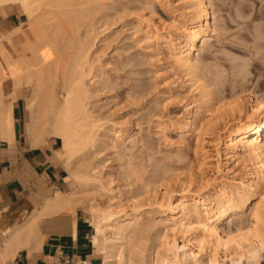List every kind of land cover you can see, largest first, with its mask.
<instances>
[{"label": "bare ground", "instance_id": "obj_1", "mask_svg": "<svg viewBox=\"0 0 264 264\" xmlns=\"http://www.w3.org/2000/svg\"><path fill=\"white\" fill-rule=\"evenodd\" d=\"M111 1L112 5L118 4L115 3L116 1ZM178 1L182 10H179L178 14L173 13L171 24L162 27L163 23L159 25L156 21L153 22V17L152 20L148 17L142 35L145 41L149 42L146 46L153 54L152 58L157 56L155 53L158 54L157 57H161L163 53L160 51L164 48L162 50L168 52L173 66L179 68L178 71L187 73L190 78L188 81L192 83L189 85L194 88L196 86L198 99L195 96L193 103L186 106L188 112L176 126L177 133L187 134L188 138L194 137L198 144L202 134L219 132L220 122L224 121L222 124L225 136L218 134L216 141L214 140L217 168L222 175L216 179L217 187L208 183L199 191L195 189V187L199 188V183L196 186L193 182L196 191L193 188L191 191L192 183L185 181L177 192V189L171 190L170 181L168 184L167 182L162 184L164 178L160 180L152 174L156 182L152 190V199L147 197L151 201L148 204L150 210H144L147 204L140 202L144 198L138 200L137 197L132 199L135 202L132 201L133 204L128 210H119L124 207L118 204L121 197L119 199L111 188L112 182L106 177L108 175L105 176L99 171V163H95L92 159L94 154L97 155L96 151H99L96 149L102 136L100 132L103 130L113 132L115 137L113 148L118 150L119 154L122 150L120 144L125 141L126 132L122 129L117 130V124L113 125L115 128L110 127L111 131L107 130L106 124L102 123L106 119L96 116L97 112L92 107V100L96 95L99 96L107 91L109 93L118 91L120 85L116 84L119 77L112 81L106 78L109 77L105 75V66L108 64L103 70L96 69L100 62L98 53L108 46L104 45L111 43L107 42V38H103L102 34H105V31L103 30L102 33L100 29L102 30V25L106 26L103 21L107 23L110 18L109 21L112 23L114 16L112 15V18L105 16L103 19L107 17V20L103 21L98 19V14L101 16L104 13V0H0V24L4 25L5 20L16 9L27 18V21H22L20 26L12 30H0V142L6 143L9 149L15 148L18 139L17 105L23 101L27 138L35 143L45 144L50 137L61 140V152L56 153L55 156L67 171L64 180L66 191H56L52 197L41 202L23 223L8 229L3 234L0 264L12 262L21 250H27L31 254L33 251L43 249L44 244L53 234L69 233L76 237L78 211L83 213L85 221L91 227L90 242L93 257L99 259L100 264H262L264 260V101L255 98L254 94L246 95L240 92L233 96L231 103L224 104V100L227 99L224 94L227 91L224 87L223 92L219 91V93L225 96L222 94L221 97L216 96L215 86L211 90L209 87L211 84L207 85L205 79H202L199 69L201 66L199 67L198 63L200 51L208 44L206 40L219 28L215 16L213 17L214 12L211 11L214 8H212L213 4L209 0ZM107 4L108 2L105 6H108L109 10L105 11L114 14L112 9L115 8L111 5L110 10ZM152 4L153 1L150 3L151 6L147 7L149 10L151 8V11ZM118 9L119 7L116 10ZM126 17L128 18L127 15ZM212 17L213 23H211ZM99 20L102 21V25L100 24L98 28ZM111 23H107L108 32ZM200 43L201 47H199ZM100 44L103 46H99ZM149 56L151 57L150 54ZM97 63L98 66L95 67ZM140 63L139 60L133 65L138 67ZM119 67L122 71L123 66ZM116 70L119 72L118 69ZM221 80L222 77L220 83ZM218 83L216 88L219 89L221 85ZM147 84L146 86L150 85L149 82ZM173 86L170 87L171 91H168L169 87L167 89L170 98L175 94L172 91L185 88L180 87V84L177 85L178 87ZM150 90L151 85L142 92L137 90L138 92L131 93L126 90L121 94H125L128 103L131 97L135 100V98L140 99L139 96L141 99L144 95L149 96ZM226 94L228 96V93ZM117 95L120 94L117 93L112 98L115 99ZM150 113L148 115L152 119ZM242 116L246 118L245 122H241ZM231 118L234 121L238 118L241 123L232 127ZM104 131L102 133H105ZM103 137L106 138L107 135ZM203 142L204 156L209 161L213 158L209 159L210 150L207 147L213 146L214 142ZM241 163L245 171L243 175L237 173L230 177L229 166L231 164H234V167L241 166ZM132 167L128 165L126 176L134 178L137 186L139 184L140 187L139 182L141 177L145 176V172L143 170V174H140V171ZM147 179H145L146 185L150 177ZM157 180L161 185H156L159 183ZM211 186L214 188L209 194H205L204 190L208 191ZM160 187H163V192ZM142 193L148 194V189L147 192L142 191ZM61 214L63 215L59 216Z\"/></svg>", "mask_w": 264, "mask_h": 264}, {"label": "rangeland", "instance_id": "obj_2", "mask_svg": "<svg viewBox=\"0 0 264 264\" xmlns=\"http://www.w3.org/2000/svg\"><path fill=\"white\" fill-rule=\"evenodd\" d=\"M109 1L110 3L112 2L111 0ZM109 1L104 0V3L106 5V2H108L107 5H109L111 10L112 3L110 4ZM152 1L154 5L152 4L151 11V8L149 10L147 7L151 6L150 3H152ZM152 1L150 0L148 2V0H113V2H115L116 4L118 3L116 5L117 7L115 6V4H113L115 7L112 5V7L115 8L112 9V11L115 12L114 14L112 12L105 11L109 10L108 6L105 5L103 6L104 13L102 11L103 14H101V16L100 14H98V19L102 21L107 20V17H111L113 15L114 21L112 19L111 23V21H109L110 18H108L107 20V23H111V25L109 24V26L111 27H109L110 34L107 30L108 24L103 21L106 24V26L103 27L104 25L101 24L102 21H98V23H100L97 24V27L99 28L100 24L102 25V30L100 29V32H102L103 30L105 31V34L102 32L103 38H107V42L109 41V43H111H107L106 45H104H108L106 48L104 47L105 51L103 49L101 53H98L99 56L97 55V57L100 58V62L99 67L96 69L103 70L104 66L108 64L107 66H105V75L109 77L106 78H110L108 80L112 81L119 77L118 81H116L117 83H115L117 85H120L118 87L119 92L114 91L109 93L107 91L103 94H99V96L96 95L97 97L93 95V98L95 96V101L92 100V107L93 109L95 108L94 111L99 114L98 115L96 113V116H100L104 120L106 119L102 123L106 124L107 130H109L110 127L113 128L117 124L121 128L117 126L116 129H122L126 133L125 141L120 144V148L122 150L120 149L121 152L119 154V151L113 148L112 143L113 140H115V137L113 136V132L111 131V129L109 131H111L112 133L105 132L102 129L105 133H102L103 131L101 130L102 132H100V134H102V136L99 138V146H97L96 149L99 151H96L97 155L94 154L92 159L95 163H99V171L105 174V176L106 174L108 175L106 177L112 182L111 188L114 189L119 199L121 197V203L118 202V204L124 207L120 208L119 210H128V208L131 207V205L135 202L132 200L134 197H137L138 200L144 198V200H140V202L147 204L144 210H150L148 204H150L151 201L150 199H147V197L151 199L153 197L152 190L153 188H155L154 183L156 182V180L152 178L154 174L160 180L164 178V181H161L162 184H164L165 182H167L168 184V182L170 181L169 186L171 187L172 185L171 190L173 189L175 191L177 189V192L180 190L179 188L182 182L185 181L187 183H192V186L190 187L191 191V188L194 189L195 187L194 183H196V186L197 183H199V188L195 187V189L199 191L202 190V188L204 189V187H206L208 183H212V186L217 187L218 185L216 184V179L220 178L222 175L217 168V156L215 153L216 151L214 147V140L216 141L218 134L222 135L223 137L225 136L224 125L222 124L224 121L220 122L219 132L208 135L204 132L205 135L202 134V138L200 140V142H202H199L198 144H196L194 137L188 138L187 134L180 135V133H177L176 126H178V124H180V122L187 115L188 109L186 108V106L193 103V100H195L196 98L195 96H197L198 99V93L195 90L196 86L194 88V86L191 87L192 85H189L192 83L188 81L190 78L187 73H185L184 71H178L179 68H175V66H173V63H171V57L169 56L168 52L166 50H162L164 48H161L160 51L163 54L159 52V54H161V57H157L158 54L155 53V55L157 56H154L152 58L153 54L148 50V46H146V43H148L149 45V42L145 41V38L142 34H144V25L148 23V17L150 20H152L153 17V22L156 21L157 23H159V25H162V23L164 25L166 22L165 26L162 25V27H166L168 26V23L172 22L171 20L174 16L173 13L178 14L179 10H182L180 9L182 7L179 3L180 1L178 0H156V2L155 0ZM209 1H211L210 3L213 4L212 8H214L211 11L215 14H213V17L215 16V21L217 22L219 28L216 29L217 32H215V34L211 38L206 40L208 44L204 47V49L200 51L201 54L199 58L201 60L197 58L199 59V67L201 66L199 69L201 76H203L202 79H205L204 82H207V85L211 84L209 85V87H211V90H213L215 86V89L218 90L215 91L214 89V93L216 92V96L218 95L217 97H221L224 94L226 95L224 96L228 100L225 99L224 104H227V102L231 103L234 99L233 96L240 94V92H244L246 93V95L254 94L255 98L264 101V0ZM165 2L167 6L165 5ZM168 2L169 4H171L169 5ZM147 4L148 6H146ZM119 5H122L121 7L123 10L126 8L124 10L125 13L124 11H122ZM104 7H106V9ZM118 7L120 10H116ZM152 12H154L153 15H150V13ZM99 13H101V11ZM126 15L128 16V18L126 17ZM105 16H107L106 19H103V17L105 18ZM213 17L211 18V23L214 22ZM117 18L120 19V22L117 20ZM22 21H27V18L26 16H23L18 9H16V11L5 20L4 25L0 24V30H12L14 27L20 26ZM138 23L142 26H139ZM137 26H139V28H137ZM138 30L141 31V34ZM107 33L108 35H106ZM140 38H142L143 41L142 39L140 40ZM200 45L202 44L200 43L199 47H201ZM99 46L102 47L103 44H100ZM149 54L151 55V57L149 56ZM101 55H103V57H101ZM95 57H93L94 60H96L97 58ZM154 58H157L159 60H155ZM197 59L195 60L197 61ZM132 60L133 64H135L136 62L138 63L139 60L141 63L140 65H138V67H135L132 64V67ZM143 62L145 63L143 64ZM96 65L98 66V63L95 64V67ZM116 65H118V67ZM120 65L123 66L122 71L119 67ZM115 67L119 70V72H117ZM219 77H222L223 79L221 80V83L219 81ZM224 77H226V79H224ZM217 81L221 85L219 86V89L216 88L218 83ZM148 82L151 85L149 96L148 94L144 95L142 99L141 96H139L140 99L135 98V100L131 97L128 99L127 103V97L124 93L121 94V92L126 90H129L131 93L135 91L142 92V90L144 91V89L150 87V85L146 86L148 85ZM173 83H175L174 86ZM179 84L180 87L182 86V88H185L181 89L182 91L180 89L178 91H172L175 94L172 96V98H170L171 96L167 94L169 93L168 91H171L170 87H178ZM223 87L225 88V91H227L226 93H228V96L225 92L224 94L219 93V91L223 92ZM135 88H137L138 91ZM231 92L233 93L231 94ZM117 93L120 94L119 96L117 95L118 98H112V96H115ZM97 98L98 100H96ZM131 104H133L134 106ZM17 109L18 127L20 128L21 133L24 134L25 110L23 101H20V103L17 105ZM96 110H99L101 112ZM148 112H151L150 115H152V119L149 118L150 116L148 115ZM241 118V122H245L246 118L243 116ZM149 119L151 120V122H149ZM231 119L230 122L232 123H230V125H232V127L241 123L238 118L236 119L237 121H234L233 118ZM103 135H107L108 138H104ZM203 141L211 143L214 142L212 144L213 146L207 147L208 150H210V153L208 152V155H210L209 159L213 158L209 161L206 160L204 156L203 148L205 146H203ZM105 145L108 146L109 150L107 149V146L105 147ZM121 156L123 160L121 159ZM128 165H131V167L133 166L132 168L136 169L138 172L140 171V174H143L142 171L144 170L145 176H142L143 179L139 174L141 177V182H139L141 184L140 187L139 184L137 186V182L134 181V178H128L126 176ZM233 167L234 164H231L229 166V168H231V170L229 171V176L236 175L237 173L238 175H243V173L245 172L242 163L241 166L239 165L235 166L234 168ZM157 169L160 171V174ZM121 172H123V175L121 174ZM146 173L148 176L146 175ZM120 174L121 177L119 176ZM146 176L150 177V181L148 182L149 186H147L148 184L146 185V181L149 180V178L147 179ZM123 177H125L126 179L124 180ZM120 178L122 180H120ZM145 179L147 180L145 181ZM157 182L159 183L156 185L159 186L161 182L158 180ZM212 186L208 188V191L204 190L206 192L205 194H209L210 190L214 188ZM147 189L148 194L142 193V191L147 192ZM162 189L163 187H160V190L163 192ZM195 189L194 191H196ZM149 192L151 193L149 194ZM160 192H158L157 194L159 195ZM79 215L83 216V213L79 211ZM26 217L27 216H25L20 223H23Z\"/></svg>", "mask_w": 264, "mask_h": 264}, {"label": "crops", "instance_id": "obj_3", "mask_svg": "<svg viewBox=\"0 0 264 264\" xmlns=\"http://www.w3.org/2000/svg\"><path fill=\"white\" fill-rule=\"evenodd\" d=\"M17 135L14 149L0 142V245L8 229L18 226L25 216L56 191L66 190L67 171L55 156L61 152V140L50 137L46 144L37 142V145L27 138L25 124L24 134L18 127ZM90 233V225L78 211L76 237L69 233L53 234L43 249L31 254L21 250L12 262L6 264H54L58 247L71 264H100V260L93 257Z\"/></svg>", "mask_w": 264, "mask_h": 264}, {"label": "built area", "instance_id": "obj_4", "mask_svg": "<svg viewBox=\"0 0 264 264\" xmlns=\"http://www.w3.org/2000/svg\"><path fill=\"white\" fill-rule=\"evenodd\" d=\"M54 264H71V260L65 258L61 247L57 248L56 255L54 257ZM262 264H264V260L262 261Z\"/></svg>", "mask_w": 264, "mask_h": 264}]
</instances>
